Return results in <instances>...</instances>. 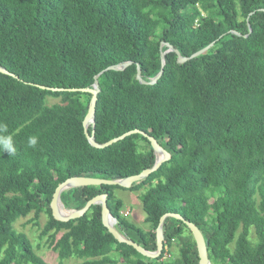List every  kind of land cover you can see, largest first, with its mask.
Here are the masks:
<instances>
[{
    "label": "trees",
    "instance_id": "16d2710c",
    "mask_svg": "<svg viewBox=\"0 0 264 264\" xmlns=\"http://www.w3.org/2000/svg\"><path fill=\"white\" fill-rule=\"evenodd\" d=\"M162 42L182 57L214 45L183 64L168 52L158 81L140 84L137 66L145 82L160 72ZM0 68L17 76L0 72V123L17 148L11 156L0 151V264H47L13 228L31 212L48 215L41 235L61 262L117 264L116 254L126 264H199L190 232L173 218L163 222L156 259L118 243L102 225L99 204L79 219L52 218L53 192L66 179H124L155 163L139 134L104 149L87 142L90 94L40 88H91L101 72L88 134L103 144L138 129L170 159L127 189L143 190L148 231L122 216L111 193L119 186L66 190L63 207L79 210L106 194L116 230L149 252L160 217L176 213L200 230L211 264H264V0H0ZM49 97L59 102L48 104ZM175 241L177 257L163 261Z\"/></svg>",
    "mask_w": 264,
    "mask_h": 264
},
{
    "label": "water",
    "instance_id": "95a60500",
    "mask_svg": "<svg viewBox=\"0 0 264 264\" xmlns=\"http://www.w3.org/2000/svg\"><path fill=\"white\" fill-rule=\"evenodd\" d=\"M232 34H237L235 32H232ZM214 43L209 44L205 48L201 49L200 51H197L193 53L189 57H182L180 56L179 52L175 50L171 45L162 42L160 44V59H161V70L157 74L156 77L151 79L148 82H145L141 79L140 76V70L139 67L137 66V73H136V80L140 84H146V85H153L155 84L158 79L161 77L163 73V66H164V56L168 52H174L177 55V63L183 64L188 60H191L193 58H196L205 52H207L210 48H212ZM163 46L167 47V50L165 52L162 51ZM132 63L127 62L124 63L120 66H110L107 69H105L103 72L106 71H122L128 66H130ZM0 72L3 74H8L12 76L13 78L17 79V76L10 74L6 70L0 68ZM99 73L94 76V83L91 88H84V89H61V88H49V87H44L41 86V89L48 90L51 92H63V91H70V92H82V93H88L91 95L89 106L87 113L82 121V126H83V132L84 135L87 139V142L96 149H104L118 141H122L126 137H129L131 135L139 134L146 138L148 142L150 143L151 148L153 149L155 153V163L152 168L150 169H145L142 172H140L137 175L124 178V179H118V180H105L101 178H89V177H74V178H69L66 179L65 181L59 183L57 187L55 188L50 204H49V209L51 216L54 220L60 221V222H68L70 220H75L81 218L91 206L99 204L101 206V222L102 225L107 229L109 234L113 236V238L118 242V243H123L126 244L130 247H132L137 253L141 254L142 256L149 258V259H156L160 256L162 250H163V222L166 218H173L175 220H179L183 222V224L186 226L188 231L190 232L197 248V253H198V258H199V264H211L208 259V253H207V247L206 243L204 240V237L200 230L191 222L185 220L181 215L176 214V213H166L162 215L159 219L158 226L155 231V238H156V250L155 252H149L146 251L144 248L133 242L132 240L127 239L123 234L118 232L115 228V218L110 214V211L107 207V195L106 194H99L90 200L86 202V204L79 210H66L63 207V204L60 200V194L66 190L76 188V187H83V186H119L124 189H129L133 183L138 182L139 180H142L146 177H148L151 173L157 171L159 167L166 161L170 159V154L165 151L164 148L160 146V144L151 136H149L147 133L140 131L138 129L128 131L114 139H111L107 141L106 143L103 144H98L94 140V132L92 131V134L89 135L87 132V127L89 124H92V128L94 127V119H95V107H96V101H97V95L100 91L99 85L97 78L103 73ZM61 206L64 211L67 212L65 216H58L57 209Z\"/></svg>",
    "mask_w": 264,
    "mask_h": 264
},
{
    "label": "rangeland",
    "instance_id": "374dc122",
    "mask_svg": "<svg viewBox=\"0 0 264 264\" xmlns=\"http://www.w3.org/2000/svg\"><path fill=\"white\" fill-rule=\"evenodd\" d=\"M48 104L58 103L59 99L48 98ZM143 190L140 191H130L127 189L113 188L111 193L115 198H119L122 202V205L126 207L125 211H128V214L125 216L126 219L133 223L135 226L140 229L149 230L148 225L144 222L145 214L142 210L140 195ZM123 212V211H122ZM122 214V213H121ZM124 216V215H122ZM48 220V215L45 212L39 214L37 219L33 218V213L31 212L25 217L18 218L14 224L13 228L18 233L25 234L31 242L32 248L35 253L41 257L47 264H80L82 260H78L74 257L63 260L62 262L59 259L58 253L53 251L50 247V241L48 236L41 235V230L44 224ZM62 232L56 235V239L60 237ZM249 239L253 244L256 241V236L253 229L250 231ZM179 248L176 245V241L172 243L169 248V252L165 254L163 261L173 260L178 255ZM111 257L117 260V264H126L121 261L116 254H111ZM131 259H137V256L132 255Z\"/></svg>",
    "mask_w": 264,
    "mask_h": 264
},
{
    "label": "clouds",
    "instance_id": "9594fccd",
    "mask_svg": "<svg viewBox=\"0 0 264 264\" xmlns=\"http://www.w3.org/2000/svg\"><path fill=\"white\" fill-rule=\"evenodd\" d=\"M38 145V137L31 136L28 138V147L35 149ZM0 151L8 152L9 155H14L17 151L14 137L8 133L6 124L0 123Z\"/></svg>",
    "mask_w": 264,
    "mask_h": 264
},
{
    "label": "bare ground",
    "instance_id": "6f19581e",
    "mask_svg": "<svg viewBox=\"0 0 264 264\" xmlns=\"http://www.w3.org/2000/svg\"><path fill=\"white\" fill-rule=\"evenodd\" d=\"M56 214H58V216H65L67 214V212L64 211L61 206H59V208L57 209V213Z\"/></svg>",
    "mask_w": 264,
    "mask_h": 264
},
{
    "label": "crops",
    "instance_id": "0c3cea01",
    "mask_svg": "<svg viewBox=\"0 0 264 264\" xmlns=\"http://www.w3.org/2000/svg\"><path fill=\"white\" fill-rule=\"evenodd\" d=\"M116 199H119V198H116ZM125 210H126V207L125 206H122L121 212L123 211L124 213H127L128 214V211H125Z\"/></svg>",
    "mask_w": 264,
    "mask_h": 264
},
{
    "label": "built area",
    "instance_id": "2783aa9c",
    "mask_svg": "<svg viewBox=\"0 0 264 264\" xmlns=\"http://www.w3.org/2000/svg\"><path fill=\"white\" fill-rule=\"evenodd\" d=\"M122 213V215H124V216H126L127 215V213H124V212H121Z\"/></svg>",
    "mask_w": 264,
    "mask_h": 264
}]
</instances>
